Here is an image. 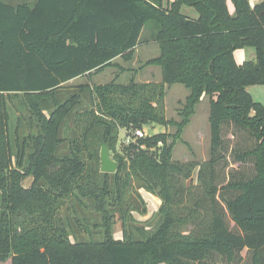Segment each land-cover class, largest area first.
<instances>
[{"label":"trees","instance_id":"trees-1","mask_svg":"<svg viewBox=\"0 0 264 264\" xmlns=\"http://www.w3.org/2000/svg\"><path fill=\"white\" fill-rule=\"evenodd\" d=\"M29 1L0 0V261L264 264V104L248 90L264 86V0H230L235 15L228 0H168L166 7L164 0ZM184 6L198 16L184 15ZM149 25L160 55L145 66L160 67L161 82L77 85L79 94L56 103L71 81L90 79L117 58L133 61ZM244 49L254 58L238 64L235 53ZM175 84L190 91L181 122L163 114ZM83 93L91 107L73 115ZM18 95L40 130L21 139L10 130L9 100ZM204 96L210 160L176 161L175 142ZM50 100L57 106L47 114L42 106ZM151 124L177 127L173 141L166 132L134 137ZM122 130L132 140L118 146ZM64 140L69 154L58 157ZM104 144L115 173L94 161ZM133 179L162 202L155 225L145 229L133 218L134 232L123 209ZM86 209L100 217L103 240ZM82 232L87 241L77 240Z\"/></svg>","mask_w":264,"mask_h":264},{"label":"rangeland","instance_id":"rangeland-1","mask_svg":"<svg viewBox=\"0 0 264 264\" xmlns=\"http://www.w3.org/2000/svg\"><path fill=\"white\" fill-rule=\"evenodd\" d=\"M7 3L11 4H19L25 3L29 0H4ZM36 0H31L28 4H34ZM173 1V0H171ZM261 0H250L252 5H256ZM168 4V0H164V6L166 7ZM229 11L232 15H235V8L230 0H228ZM182 13L184 15L190 17H197L198 13L195 9L184 6L182 8ZM153 30H155L154 26H147L143 32V40L140 46L136 49V54L134 60L131 62H125L121 58L115 59L111 65L107 66L103 70H99L92 74V77H79L73 82L66 85L69 90H64L60 92L56 97V103H64L69 98L76 96L79 94L78 89H73V87L77 85L90 84L91 86L95 85H107L114 80L119 83L127 84L132 77L139 82H161L162 81V71L160 67L157 66H145L148 61L154 59L160 55V49L157 43H155L153 38ZM238 50L236 51V61L238 64H243L245 62L246 54L249 51ZM250 50V49H249ZM242 61V62H241ZM248 61V60H247ZM264 86H251L249 87V92L254 97L257 102L264 104V94L262 90ZM190 95V91L187 90L182 85L175 84L169 88L167 91V96L164 103L163 114L168 121L181 122L182 116L181 113L183 111V107L186 103L187 97ZM82 102L79 108H75L72 114L74 115L76 111H82L86 108L91 107L90 97L87 96L86 93H83L81 96ZM56 103H52L51 100L47 101L43 104L42 108L45 109L46 113L49 114L56 109ZM9 112L11 115V124L10 130L12 132V136H18L21 138L33 136L38 133L39 127L37 125V121L35 118L31 117L32 114L29 111V108L25 106V103L22 101V96L18 95L9 100ZM210 98L208 96H204L200 102V104L196 107V113L191 119V123L185 127L181 138H179L174 145L173 148V159L179 162H192V163H206L210 160V150H211V128H210ZM71 125V124H69ZM16 126L20 127L19 133H15ZM72 126V125H71ZM144 132L147 136H154L160 133H167L171 137L169 142L173 141V136L177 133V127L175 126H160L158 124H151L143 127ZM73 131V130H72ZM72 132L70 134V139L73 138ZM62 139H65L64 136H61ZM125 139V131H120L119 138L117 141L118 146ZM69 154V142L68 140H64L59 147V151L57 153L58 157L66 156ZM111 154V153H110ZM87 161L90 163L92 158L90 157V153L87 155ZM113 158V156L111 155ZM99 158V159H98ZM94 161H98L99 166L101 167V150L98 151L97 158H94ZM114 159V158H113ZM92 163V162H91ZM197 174H194L193 182L196 183ZM32 183V179H28L25 181L24 185L29 187ZM186 183H190L187 181ZM149 191H147L146 187L142 186V184L136 180H131L127 189L125 190L124 197V211H128L124 215V219L126 222L127 231H133L131 224L134 223L133 218L137 224L140 226H145V229H150V227L154 226L156 223V218L158 214V210L160 208L161 200L154 195L159 203L154 199ZM146 210V211H144ZM89 215L91 218V222L98 223L99 227L93 228L94 232L98 235L95 236L97 241L103 240L104 237V229L102 226V221H100V217L98 214L94 213L91 209H86L84 214ZM85 214V215H86ZM116 219H120V213L115 214ZM115 232L114 236L116 239L122 238V228L121 222L117 221L115 224ZM134 232V231H133ZM84 234V232H82ZM100 233V234H99ZM129 233V232H128ZM84 239H80V238ZM90 238V235L85 233L84 235L77 236V240L87 241ZM94 238V239H95ZM0 264H12V259H8L5 262H1Z\"/></svg>","mask_w":264,"mask_h":264},{"label":"water","instance_id":"water-1","mask_svg":"<svg viewBox=\"0 0 264 264\" xmlns=\"http://www.w3.org/2000/svg\"><path fill=\"white\" fill-rule=\"evenodd\" d=\"M257 65V61H254ZM118 168V163L111 157L110 151L106 144L101 149V171L104 173H115Z\"/></svg>","mask_w":264,"mask_h":264},{"label":"built area","instance_id":"built-area-1","mask_svg":"<svg viewBox=\"0 0 264 264\" xmlns=\"http://www.w3.org/2000/svg\"><path fill=\"white\" fill-rule=\"evenodd\" d=\"M147 135H146V133L144 132V130H142V129H137L135 132H134V137L135 138H144V137H146ZM131 137H125V139H124V142H125V144H129V143H131Z\"/></svg>","mask_w":264,"mask_h":264},{"label":"crops","instance_id":"crops-1","mask_svg":"<svg viewBox=\"0 0 264 264\" xmlns=\"http://www.w3.org/2000/svg\"><path fill=\"white\" fill-rule=\"evenodd\" d=\"M31 1V0H30ZM36 2V1H35ZM246 52L247 51H249V53L248 54H246V57H245V61H247V60H250V59H253L254 58V51L252 50V49H246L245 50ZM235 56H236V53H235ZM76 80V79H75ZM74 81V80H73ZM73 81H71V82H73ZM70 82V83H71ZM264 88V87H263ZM250 88H248V90H249ZM262 93L264 94V90H262ZM263 104V103H262ZM151 195V194H150ZM153 197H154V199L159 203V200L154 196V195H152ZM160 205H161V203H159Z\"/></svg>","mask_w":264,"mask_h":264},{"label":"clouds","instance_id":"clouds-1","mask_svg":"<svg viewBox=\"0 0 264 264\" xmlns=\"http://www.w3.org/2000/svg\"><path fill=\"white\" fill-rule=\"evenodd\" d=\"M241 51H243V50H241ZM242 62V61H241Z\"/></svg>","mask_w":264,"mask_h":264}]
</instances>
